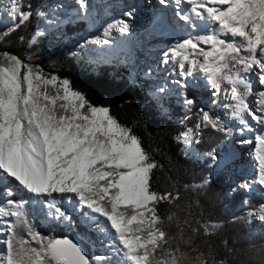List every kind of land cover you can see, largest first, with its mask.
<instances>
[{"label":"snow or ice","instance_id":"6c2138e0","mask_svg":"<svg viewBox=\"0 0 264 264\" xmlns=\"http://www.w3.org/2000/svg\"><path fill=\"white\" fill-rule=\"evenodd\" d=\"M79 3L87 8V0ZM160 3L166 4L167 0ZM176 3L188 4L195 17L205 18L216 27L212 34L174 45L172 58H179L181 75L199 71L215 94L223 92L233 101L230 115L241 125V134L253 131L249 117L260 126V134L255 135L258 174L252 183L264 190V90L254 92L253 85L256 78L264 86V0ZM10 15L18 21L13 26L15 30L32 13L24 10L23 0H10ZM176 15L188 24L193 23L187 11H177ZM113 27L127 31V25L121 21L109 25L105 34ZM39 35L37 32L31 42ZM201 44L210 45V50L205 51ZM0 55V192L5 198L0 202V235L6 246L0 249V264H94L72 240L50 239L33 232L23 211L24 203L10 199L14 191L8 186L9 180L30 194L50 198L47 206L54 210V217L70 219L53 195L69 193L74 194L80 207L106 217L122 246L118 251L125 264H210L203 252L191 257L178 247H170L172 237L162 227L164 221L158 205L171 203L178 195L151 189L156 163L141 140L110 115L109 108L90 104L82 92L71 88L67 79L46 77L41 70H34L10 53ZM194 55H202L203 62L190 59ZM49 86L55 94L48 91ZM253 95L257 96L255 109L248 102ZM202 121L213 128L219 126V117L213 118L208 112L202 113ZM178 139L190 145L192 130L181 133ZM250 215L264 223V205ZM167 219L171 221L172 217ZM197 223L206 236L216 227ZM23 228L28 229L38 246H31L19 236ZM192 231L197 233L199 229Z\"/></svg>","mask_w":264,"mask_h":264},{"label":"trees","instance_id":"16d2710c","mask_svg":"<svg viewBox=\"0 0 264 264\" xmlns=\"http://www.w3.org/2000/svg\"><path fill=\"white\" fill-rule=\"evenodd\" d=\"M45 2L42 0L40 5H36L35 0H30L33 6L24 9L32 13L30 19L1 37L0 54L6 52L19 57L33 69L41 70L46 77L69 80L71 88L82 92L90 104L107 100L110 115L141 140L142 147L157 165L152 173L151 189L178 195L173 202L165 201L158 205V213L164 221L162 227L172 237L171 248L178 247L191 257L203 252L210 258V264H264V253L257 259L253 252L264 244V228L246 225L239 217L242 211L256 204L257 195L238 189L227 193L230 168L215 170L208 164V157L211 153H220L225 140L220 139L217 132L213 136L205 133L206 128L200 126L195 111L184 114L181 105L176 103L182 90L177 92L178 95L173 92L157 101L148 92L146 81L131 78L129 66L120 63L119 58L112 56L104 61L89 59L84 50L67 54L62 45L78 37L86 24L84 20L55 19L31 42L40 24L52 18L41 6ZM133 55L137 60L144 57L143 51L137 48L133 49ZM184 88V97L193 100L196 107L204 105L206 93L203 88ZM208 110L212 111V108ZM186 126H196L201 136L192 147H186L178 139ZM214 140L216 143H213ZM211 147H214V152L209 153ZM205 150L206 156H203ZM7 183L14 191L11 198L15 199L18 187L12 180ZM23 195L25 197L21 201L33 232L50 239L65 233L74 234L84 242L88 257L104 253L103 247L108 240L96 232L93 224L90 229L94 231L95 238L74 233V221L85 226L79 213H70L74 220L69 230L58 221L43 219L29 204L30 193ZM229 200L235 201L234 205L229 206ZM169 216L171 221L167 219ZM197 221L216 227L211 235L206 236ZM252 227H255V233ZM193 228L199 231L194 233ZM19 236L34 246L27 228L19 230Z\"/></svg>","mask_w":264,"mask_h":264},{"label":"rangeland","instance_id":"374dc122","mask_svg":"<svg viewBox=\"0 0 264 264\" xmlns=\"http://www.w3.org/2000/svg\"><path fill=\"white\" fill-rule=\"evenodd\" d=\"M35 1L36 5H40L42 2V0ZM174 1L171 5H167L159 3V0H87V8L85 9L81 7L79 0H46L41 6L44 8V12L52 18L40 24L38 32L49 28L55 19H58V21L61 19L84 20L86 24L81 28L82 33L80 32L76 39L62 45L67 54L72 53L74 50H84L89 59L104 61L112 56L119 58L120 63H126L129 66V76L131 78L146 81L148 92L157 101L163 100L173 92L178 95L177 92L182 90L183 93L181 92L180 97L176 98V103L181 105L184 114L192 110L195 111L200 126L206 128L205 133L213 136L217 132L219 138L225 140L224 146L219 150L220 153H211L208 157V164L215 170L225 167L230 168V180L229 184L226 185L227 193L230 194V192L238 189L243 190V192H254L258 197L256 204L242 211L239 217L246 225L252 226L254 224L264 228V223H261L255 216L250 215V213L257 212L264 205V190L261 186L252 183L254 176L258 174V161L255 158L258 145L255 142V135L258 133L259 126L249 117V123L253 126V131H246L241 134V125L230 115L233 101L228 99L223 92L219 95L215 94V90L203 73L194 71L192 75L180 74L181 70L177 62L179 58H172V47L184 39H194L197 36L212 34L216 25L205 18H197L194 14L190 16H192L195 23L188 24L180 20L176 15L179 11L176 7L178 5L176 0ZM23 5L24 9L33 6V4H30V0H23ZM121 21L127 25V31L120 32L119 27H113L107 35L105 34L109 25H116ZM17 22L10 15V0H0V39L3 35L6 36L12 31ZM147 26L149 29H147ZM96 40H108L109 43H93ZM200 47L204 48L205 51L210 50V45L201 44ZM134 48L142 50L144 57L137 60L133 55ZM190 59L203 62L202 55H194ZM0 61H3L2 55H0ZM188 66L186 63V67ZM253 85L254 92L264 90V86L259 85L256 78H253ZM186 86L205 90L204 105L196 107L193 100L184 97V87ZM228 88L230 92V86ZM48 91L55 94V89L51 86H49ZM255 97L257 96L253 95L248 98V102L254 109L258 107L256 99H253ZM189 100L192 101L191 104L187 103ZM92 105L107 107V100L104 99L102 102ZM209 108H212V111L208 110ZM203 112H208L213 118L219 117L218 128H213L202 121ZM184 118V115H182V119ZM186 120L189 123V120ZM186 127L187 129L182 133L191 129L193 143L190 145L183 144L186 147H192L201 136L197 133L196 126ZM213 143H216L215 140ZM213 149L214 147H211L208 152H214ZM202 155L206 156V150L203 151ZM223 161H226L225 164H221ZM246 182L249 187H241ZM15 184L17 186L16 182ZM23 192L27 191L17 188L15 199H10L21 201L22 197H25ZM53 195L59 201L62 209L66 210V214L70 219L66 220L59 216H53L54 210L47 206L50 198L30 194L29 204L32 208H35L34 212L40 214L43 219L58 221L69 230L72 229L71 223L74 220L70 213L72 212V215L79 213L82 216V221L85 222V226L74 221V233L83 236L90 235L95 238L94 231L90 229L93 224V228L97 230L96 232L108 240L107 245L103 247L104 253L92 254L88 258L93 260L94 264H125L123 256L118 251L122 246L116 240L114 230L111 229L110 222L107 221L106 217L91 213L86 207H80L74 194ZM4 199L2 192H0V202ZM234 202L229 200V206L234 205ZM24 209L25 207L23 211ZM3 219L7 221L12 218ZM252 230L255 233V227H252ZM3 239V235H0V249L6 248L2 243ZM29 239L34 243V247L38 246L30 234ZM253 252L254 257L260 259L264 253V244H260ZM98 257L105 259H94Z\"/></svg>","mask_w":264,"mask_h":264},{"label":"water","instance_id":"95a60500","mask_svg":"<svg viewBox=\"0 0 264 264\" xmlns=\"http://www.w3.org/2000/svg\"><path fill=\"white\" fill-rule=\"evenodd\" d=\"M70 239L72 240L74 243H76L79 247H81L82 251L85 253V255L88 257V250L84 244V242L77 236L74 234H69V233H65V234H61L58 236H55L51 239Z\"/></svg>","mask_w":264,"mask_h":264},{"label":"bare ground","instance_id":"6f19581e","mask_svg":"<svg viewBox=\"0 0 264 264\" xmlns=\"http://www.w3.org/2000/svg\"><path fill=\"white\" fill-rule=\"evenodd\" d=\"M158 1V0H157ZM160 1V0H159ZM173 2H175L174 0H167V5H171V3H173ZM160 3V2H159ZM177 4V3H176ZM177 7V9L181 12V14H184L186 11H187V14L188 15H191V12H190V10H189V5L188 4H186V3H184V4H179L178 6H176ZM171 9V8H170ZM256 96V95H255ZM253 99H256L257 100V97H255V98H253ZM260 132H261V128H260V126L258 127V133H257V135L258 134H260ZM225 162L226 161H223V162H221V164H225Z\"/></svg>","mask_w":264,"mask_h":264}]
</instances>
